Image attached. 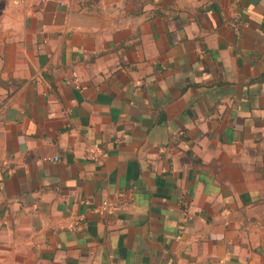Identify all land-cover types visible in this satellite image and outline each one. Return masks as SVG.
Instances as JSON below:
<instances>
[{"label": "crops", "instance_id": "crops-1", "mask_svg": "<svg viewBox=\"0 0 264 264\" xmlns=\"http://www.w3.org/2000/svg\"><path fill=\"white\" fill-rule=\"evenodd\" d=\"M0 0V264H264V0Z\"/></svg>", "mask_w": 264, "mask_h": 264}, {"label": "rangeland", "instance_id": "rangeland-1", "mask_svg": "<svg viewBox=\"0 0 264 264\" xmlns=\"http://www.w3.org/2000/svg\"><path fill=\"white\" fill-rule=\"evenodd\" d=\"M121 1V6H120V9H117V10H114V11H110V14L111 12H114L116 13V15L118 14L119 16L121 15H124V12H125V7L126 5H133V8H136L137 5H140L141 3L142 6L145 4V5H148V3H151L152 0H120Z\"/></svg>", "mask_w": 264, "mask_h": 264}]
</instances>
